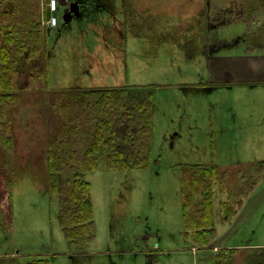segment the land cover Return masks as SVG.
I'll list each match as a JSON object with an SVG mask.
<instances>
[{"label": "rangeland", "instance_id": "1", "mask_svg": "<svg viewBox=\"0 0 264 264\" xmlns=\"http://www.w3.org/2000/svg\"><path fill=\"white\" fill-rule=\"evenodd\" d=\"M256 1L128 0L124 12L115 0H69L81 4V16L72 13L68 20L70 8L62 6L59 26L50 28L41 0L45 48L35 61H20L15 145L11 152L0 146V174L14 182L16 204L12 224L0 218V264H26L46 254L53 264H216L221 252L234 248L233 264H245L250 253L264 249V175L231 224L216 218L218 237L209 247L185 240L182 216L186 168L227 171L225 185L236 189L245 180L235 169L264 161V49L244 45L250 28L249 42L259 45V35L264 44V32L253 35L264 26V13H255L251 26L247 19ZM207 10L210 35L204 32ZM164 30L174 39L156 53L136 42V34L146 33L159 41L157 31ZM32 78L37 86L29 88ZM247 80L253 84L241 83ZM193 83L200 88L190 89ZM126 84L154 90L152 165L133 171L103 166L87 175L96 236L74 249L59 223V196L51 191L48 138L61 132L60 103L70 91ZM221 199L226 196L217 195L216 206Z\"/></svg>", "mask_w": 264, "mask_h": 264}, {"label": "trees", "instance_id": "2", "mask_svg": "<svg viewBox=\"0 0 264 264\" xmlns=\"http://www.w3.org/2000/svg\"><path fill=\"white\" fill-rule=\"evenodd\" d=\"M255 3L247 17L250 26L255 13H264V0ZM249 30L250 41L252 28ZM263 32L264 26L253 35ZM256 40L259 45L248 41V49H264L259 35ZM45 43L41 0H0V146L9 152L15 145L13 113L21 102L20 61L31 63L38 59ZM30 82L29 88L37 86L35 79ZM68 96L69 100L60 103L61 132L48 138L46 162L51 191L59 196L61 229L69 246L76 249L96 236L92 184L87 175L103 166L133 171L152 165L154 90L150 86H131L70 91ZM235 171L245 180L236 189L226 187L230 176L227 171L220 174L217 168L204 165L183 171L184 238L193 247L207 248L217 239V217L225 225L239 216L247 197L264 175V161ZM66 174L65 186L61 187ZM217 195L226 196L218 206ZM15 206L14 182L1 173L0 218L6 225L15 219ZM5 224L0 222V232L5 231ZM238 253V248L226 249L216 257V264H233ZM244 263L264 264V249L250 253ZM26 264H53V259L41 255L30 258Z\"/></svg>", "mask_w": 264, "mask_h": 264}, {"label": "crops", "instance_id": "3", "mask_svg": "<svg viewBox=\"0 0 264 264\" xmlns=\"http://www.w3.org/2000/svg\"><path fill=\"white\" fill-rule=\"evenodd\" d=\"M110 1H112V0H110ZM116 2H118V6H122V7H125L126 8V10L124 9V12H127V4H128V0H115ZM74 3H76L77 5H78V9H79V14H77L78 16H81V13H82V9H81V4H79L78 2H73V3H68V4H70V5H63V6H69V11L67 12V19L69 18V19H71V15H72V13H74L73 12V10H72V7H71V5L72 4H74ZM68 19V20H69ZM204 22H205V24H206V26H205V30H204V32L207 34V35H210V31L212 30V18L210 17V14H209V12H208V10L205 12V15H204ZM208 25V26H207ZM58 26H59V21H58ZM168 32V30H164L163 32H161V31H157V33H159V34H162L161 35V38L159 39V41H156V40H150L151 38H153V37H155L156 35H151L150 33H146L145 35H143V34H136L138 37H140V39L139 38H135L137 41L136 42H139V44L145 49V51L147 52V50H149V53H150V51H155V53L157 52V50H158V48L160 47V49H163V47L165 46V45H168V43H170L171 41H172V39H174V37H171V38H169L168 36H166L165 34ZM126 35L128 36L129 34H128V32H126ZM136 36V37H137ZM203 36V35H202ZM244 36H246V34L244 35ZM200 37V36H199ZM176 38V37H175ZM142 39V40H141ZM206 39V40H205ZM209 39H207V38H204L203 40H202V42L203 43H207L208 45H210L209 44ZM177 43H178V41L176 40V43H175V46L177 45ZM193 43L195 44V40L193 41ZM248 42H244V45L246 46V48L248 49V44H247ZM127 44H128V42H127ZM182 43L180 42V45H181ZM240 44H241V42H240ZM207 45V47H208V51H209V46ZM200 49V48H199ZM249 51H253V50H257V49H253L252 50V48H249L248 49ZM259 50V49H258ZM260 50H262V49H260ZM201 55V58L203 57L204 58V56H205V54H203V53H201L200 54ZM129 80V79H128ZM236 83H239V82H235L234 84H236ZM241 83H247V84H253V82H251V81H243V82H241ZM256 83V82H255ZM228 86H230V85H232L230 82H228ZM151 85V84H150ZM149 84L148 85H145V86H150ZM131 86H140V85H134V84H126V85H123V86H115L113 89H120V88H123V87H131ZM151 87V86H150ZM190 89H196V90H198L199 88H200V84H192L191 85V87H189ZM153 120H154V116H153ZM153 129H154V122H153ZM154 131V130H153ZM176 135H179L178 133H176ZM196 165H201V164H196ZM193 247V246H192ZM46 255H49V254H46ZM201 257H204V256H201ZM198 258H199V255H198ZM200 260V259H199ZM200 263V262H199Z\"/></svg>", "mask_w": 264, "mask_h": 264}, {"label": "built area", "instance_id": "4", "mask_svg": "<svg viewBox=\"0 0 264 264\" xmlns=\"http://www.w3.org/2000/svg\"><path fill=\"white\" fill-rule=\"evenodd\" d=\"M62 0H46V7L47 11L49 12V17L46 21V24L51 27L55 28L58 26V18L56 13L59 11L61 6Z\"/></svg>", "mask_w": 264, "mask_h": 264}, {"label": "water", "instance_id": "5", "mask_svg": "<svg viewBox=\"0 0 264 264\" xmlns=\"http://www.w3.org/2000/svg\"><path fill=\"white\" fill-rule=\"evenodd\" d=\"M64 5H67V4H64ZM71 7L74 13L79 14L78 5L76 3L72 4Z\"/></svg>", "mask_w": 264, "mask_h": 264}]
</instances>
